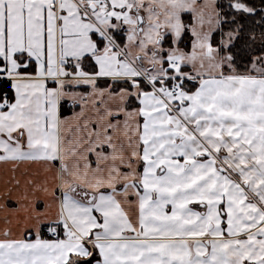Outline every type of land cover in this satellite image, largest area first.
I'll use <instances>...</instances> for the list:
<instances>
[{
  "label": "snow or ice",
  "instance_id": "6c2138e0",
  "mask_svg": "<svg viewBox=\"0 0 264 264\" xmlns=\"http://www.w3.org/2000/svg\"><path fill=\"white\" fill-rule=\"evenodd\" d=\"M227 22L217 0H0V264H264V48L238 64Z\"/></svg>",
  "mask_w": 264,
  "mask_h": 264
},
{
  "label": "trees",
  "instance_id": "16d2710c",
  "mask_svg": "<svg viewBox=\"0 0 264 264\" xmlns=\"http://www.w3.org/2000/svg\"><path fill=\"white\" fill-rule=\"evenodd\" d=\"M229 3L230 0H219L218 2L221 15L228 22L214 33L213 42L214 45L219 44L225 38L226 33L234 31L239 25L240 34L235 40L232 50L238 57V64H243L249 56L256 55V52L259 54L260 50L264 48V0H246L249 6L257 9L256 14L251 16L235 13L229 7ZM191 39L190 34L186 35L181 46L189 49Z\"/></svg>",
  "mask_w": 264,
  "mask_h": 264
},
{
  "label": "crops",
  "instance_id": "0c3cea01",
  "mask_svg": "<svg viewBox=\"0 0 264 264\" xmlns=\"http://www.w3.org/2000/svg\"><path fill=\"white\" fill-rule=\"evenodd\" d=\"M217 2H219V0H217ZM43 175L44 174L42 170L39 168V166H36V165L28 166L27 171H25L24 167H22L19 171L15 173L16 178L21 179V180L28 178V177H33L37 181H39L43 177ZM12 177H13V174L9 170V166L0 165V204H3L5 202L4 197L7 193V189L5 188V181H10ZM8 188H12V185L8 184ZM18 198H19V193L13 190L11 193L12 202L9 203V208H15L16 206L15 201L18 200ZM8 215H10V213L0 210V227H3L4 217ZM13 227H15V224H13Z\"/></svg>",
  "mask_w": 264,
  "mask_h": 264
},
{
  "label": "rangeland",
  "instance_id": "374dc122",
  "mask_svg": "<svg viewBox=\"0 0 264 264\" xmlns=\"http://www.w3.org/2000/svg\"><path fill=\"white\" fill-rule=\"evenodd\" d=\"M215 32H216V31H215ZM215 32H214V33H215ZM227 34H228V33H226V36H225V38H224L223 40H226V39H227ZM238 37H239V36H238ZM238 37H237V38H238ZM258 40H259V39H258ZM234 42H235V41H234ZM256 54H257V52H256Z\"/></svg>",
  "mask_w": 264,
  "mask_h": 264
},
{
  "label": "built area",
  "instance_id": "2783aa9c",
  "mask_svg": "<svg viewBox=\"0 0 264 264\" xmlns=\"http://www.w3.org/2000/svg\"><path fill=\"white\" fill-rule=\"evenodd\" d=\"M47 234V233H46Z\"/></svg>",
  "mask_w": 264,
  "mask_h": 264
}]
</instances>
